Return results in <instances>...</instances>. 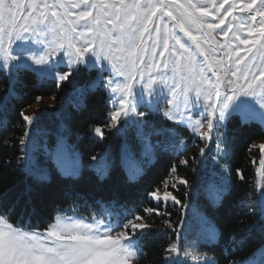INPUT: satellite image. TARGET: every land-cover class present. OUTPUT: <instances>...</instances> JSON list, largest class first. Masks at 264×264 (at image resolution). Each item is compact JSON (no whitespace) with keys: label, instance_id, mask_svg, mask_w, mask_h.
Instances as JSON below:
<instances>
[{"label":"snow or ice","instance_id":"obj_1","mask_svg":"<svg viewBox=\"0 0 264 264\" xmlns=\"http://www.w3.org/2000/svg\"><path fill=\"white\" fill-rule=\"evenodd\" d=\"M82 66L95 69L97 77L77 92L83 97L107 88L108 102L114 105L111 127L117 134L125 133L129 124L137 128L141 149L126 141L120 155L129 179L135 180L157 148L174 152L176 147L153 144V135H174V130L145 132V116L158 113L161 120L186 125L197 140L217 141L218 149L225 122L233 117L239 118L241 128L264 126V0H0V71L9 77L0 110L16 96L14 85L22 71L59 85L73 83ZM158 83L167 91L156 87ZM20 116L26 125L33 124L32 116L23 111ZM106 127L95 126V137L104 140ZM22 137L23 147L28 132ZM31 143V150L43 152L61 175L79 176V155L66 137L58 136L52 150L46 141ZM248 151L251 163L258 164L256 176L264 177V141L251 143ZM204 155L205 149L199 148V156ZM179 163L188 165L189 159L180 158ZM110 169L106 164L97 174L103 178ZM26 170L38 182L50 179L35 157ZM177 171L173 163L169 172ZM237 175L245 179L239 169ZM175 180L190 186L179 175ZM257 187L264 194V185ZM176 188L173 183L169 190L167 180L161 181L147 193L154 206L145 205L142 212L160 216L169 202L182 205ZM143 219L139 213L123 222L57 215L55 223L49 221L44 231H35L25 230L5 211L0 214V264H132L141 252L134 242L152 227L136 223ZM163 223L172 227L167 220ZM191 247L193 264H205L198 247ZM167 251L176 256L166 258V264H181L176 244Z\"/></svg>","mask_w":264,"mask_h":264},{"label":"trees","instance_id":"obj_2","mask_svg":"<svg viewBox=\"0 0 264 264\" xmlns=\"http://www.w3.org/2000/svg\"><path fill=\"white\" fill-rule=\"evenodd\" d=\"M73 83L58 85L54 80L41 81L31 71L19 74L18 82L14 85L16 96L8 100L4 110H0L2 213L10 211L11 218L22 227L36 230H44L49 221L53 223L56 216L63 213L89 217L100 215L103 211L126 213L128 216L139 213L152 227L139 239L141 252L138 253L137 264H166V258L175 254L167 251L172 244L181 250L182 263L185 249L183 233L193 207L204 214L217 237L213 244L202 243L197 246L200 259L211 260L213 264H244L264 249V221L256 176L258 164L251 163L248 151L251 143L264 140V128L261 125L253 123L241 128L238 117L227 122L226 134L222 138L227 153L224 158L228 162L230 186L221 195L218 204L213 206L200 189L203 182L208 183V179L197 173L196 163H193L199 155L195 152L198 147H192L187 154L179 157L156 151L153 163L141 177L136 181L129 180L120 163L121 137L108 133L104 140H100L95 138L93 132L95 126L110 125L111 107L107 91L103 88L89 91L79 109L69 103ZM8 87L9 77L0 71V100L7 95ZM37 97L41 99L37 101ZM43 100H52L53 106L38 110L33 124L26 125L20 112L25 114ZM178 129L186 134L185 137H190L186 128ZM25 131L47 137L52 148L56 146L58 136L66 137L68 144L81 154V175L65 177L52 162L46 164L50 176L47 182H38L29 175L23 166L24 146L19 145ZM101 153L113 157L111 169L103 178L89 167L92 157L97 158ZM180 158L189 159V164H180ZM255 158L258 160V155ZM173 163L177 166V173L169 172ZM238 169L245 175L244 180L238 177ZM172 175H179L189 181L190 186L179 185L174 191L182 200V205L188 207L169 202L160 216L143 213L145 205L154 206L147 193L161 181H168ZM164 220L172 227L163 223Z\"/></svg>","mask_w":264,"mask_h":264},{"label":"rangeland","instance_id":"obj_3","mask_svg":"<svg viewBox=\"0 0 264 264\" xmlns=\"http://www.w3.org/2000/svg\"><path fill=\"white\" fill-rule=\"evenodd\" d=\"M185 39H187V38H185ZM165 59H167V57H165ZM200 59L202 60L203 58L201 57ZM32 73H34V72H32ZM34 74L37 75L36 73H34ZM96 77H97V72L95 69L89 70L86 66H82L79 75H77L75 77V80L73 83L74 89L71 93L72 98H69V103H72L74 107L80 109L83 105L84 96L82 97L80 95V93L77 92V88L91 83L93 80L96 79ZM105 80H107V76H105ZM171 83H172V81L170 80L169 84H171ZM156 87L162 88V90L165 92L167 91V88H163L159 83L156 85ZM103 89H105L107 91L108 96H109V92H108L107 88H103ZM137 90H141L139 84L137 85ZM221 92L223 93V89L221 90ZM163 103H164L163 100H161V105H163ZM67 104H68V102H67ZM109 105H110L111 109L114 107V105H112L111 103H109ZM47 106L52 107L53 101L52 100L40 101L35 107L27 110L25 112V115L32 116L34 118V116L38 112V110H40L43 107H47ZM257 107H258V105H257ZM193 114L195 116V111ZM120 119H121V123H123L124 122V116L122 115ZM143 119L145 121H147V123L144 124L145 132H152L154 129H160V128L174 130V135H167V134L159 135V136L153 135L151 137L153 144H155L157 141H159L162 144L175 145L176 147H175L174 152H171V151L166 152L169 155H172L175 157L185 155L188 153V151L192 147H198L197 150L195 151L198 153H199V148L203 147L205 149V155L203 157L198 155L197 160H195V161H198V162H196V167H197L196 171H197V173H201V175H202L201 177H206L208 179V183L203 182L201 184L200 189L202 190V193L207 197V199L209 200L211 205H213V206L217 205L219 200H220L221 195L224 194L230 186V182H229V178H228V172H229L228 162H227V158L226 159L224 158L226 156L225 155L226 150L223 147L224 139L222 138V136L220 137V139L218 141V143L220 145V147L218 149L216 147L217 141H215V140L209 141L207 144H205L203 141H199L193 136L190 127H188L186 125L177 124L176 122L169 121L166 118L161 120V117L158 113L145 116ZM227 122L228 121H226L225 124H227ZM136 123L138 124L139 120H137ZM179 127L186 128L190 133V137L189 138L185 137L186 134L184 132L180 131V129H178ZM262 127L264 128V126H262ZM204 130L206 131V128ZM104 131L106 134L110 133L111 135H119L121 137V139H122L121 151H122V148L125 145L126 141L129 143H133L135 146V150H137V151H139L142 147L140 141L137 139V128L133 124H129L127 127V131L123 134H117L116 129L112 128L111 125H109ZM95 138L99 139L97 137H95ZM32 141H37L40 144H43L46 141L49 150H52L55 148V147L54 148L51 147L50 140L47 137H45V136L39 137L36 133H29V139L25 141V146L23 148V153H24L23 166H24L25 171L28 173V171L26 169H27V167L30 166L32 157H35L37 162L42 167H46L49 171V168L46 164L49 162L51 163V160L49 158H47L43 154V152H39V151L33 152L31 150L32 149V143H31ZM260 142H262V141L257 142V144ZM193 143H195V146H193ZM74 150L79 155V161H80V166H81L80 167V174H79V176H80L82 173V168H83L82 157H81V154L78 150H76V149H74ZM254 150H255V152H257L256 149H254ZM156 151H161V149L157 148ZM120 155H121V153H120ZM154 156H155V154H154ZM137 159H139V156L137 157ZM222 159H223V161H222ZM258 159H259V157H258ZM153 161H154V157L152 158L151 163L144 166V170L146 168H148L153 163ZM112 162H113L112 156L108 155V153L107 154L101 153L95 160L92 161V163L90 164L89 167L95 173H97V169H103L106 164L110 165ZM222 162H223V167L221 166ZM121 166L125 170L128 178H129V173L126 170L125 166H123L122 164H121ZM144 170H143V172H144ZM141 175L137 179L131 180V181L138 180L141 177ZM175 176L176 175H172L170 177V179L167 181L168 185H169V189H171V185L173 183H175L177 185V188L180 185L178 183V181L175 180ZM258 185H264V177L258 176ZM258 189H259V205H260V209H261V213H262V218L264 221V194L260 193L261 189L259 187H258ZM164 190L165 189H162L161 191L163 192ZM0 214H2L1 211H0ZM59 215L60 216H71L73 218L85 217L88 219H92L94 217L96 220H105V221H107L109 219H113V220L118 219L121 222H123L128 217V215L126 213L122 214V213L114 212V211H103L100 215H94L91 217L82 216V215H79L77 213H63V214H59ZM190 215H191V218L188 221L187 225L185 226L184 233H183V237L185 239V249L182 252V263L181 264H193L192 257H191V251H192L191 246H193V245L198 246L202 243H212L213 244L217 239L213 227L207 221V219L205 218L204 214L201 211H199L198 209L193 207L191 212H190ZM53 223H55V220ZM136 223H147V222L145 220H141V221H136ZM23 228L25 230L44 231V230L29 229L27 227H23ZM134 243H139V241L134 242ZM175 256H176V253L173 254V257H175ZM201 261L205 262V264H213L211 260L201 258ZM132 264H137V259L132 261ZM244 264H264V249L261 250V252L256 257L250 259L249 261H247Z\"/></svg>","mask_w":264,"mask_h":264}]
</instances>
